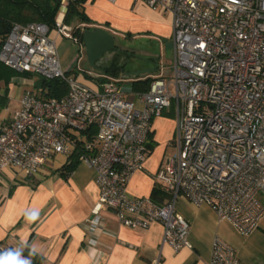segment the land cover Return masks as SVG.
I'll return each instance as SVG.
<instances>
[{
  "label": "built area",
  "instance_id": "obj_1",
  "mask_svg": "<svg viewBox=\"0 0 264 264\" xmlns=\"http://www.w3.org/2000/svg\"><path fill=\"white\" fill-rule=\"evenodd\" d=\"M73 1L60 0L52 29L15 23L1 46L3 64L59 78L67 91L21 96L20 108L0 126V173L11 169L27 182L49 158L77 150L99 189L91 228L103 222L101 210H110L129 228L161 223L162 243L174 251L191 247L190 223L175 208L184 198L250 233L264 215V0H138L171 14L174 53L167 74L134 99L115 80L97 81L93 70L84 72L95 82L88 86L62 67L50 32L78 41L63 21ZM166 109L175 118L174 152L154 173L163 198L131 196L126 186L144 168L152 121ZM0 250L18 255L13 246ZM209 264L244 263L215 236Z\"/></svg>",
  "mask_w": 264,
  "mask_h": 264
},
{
  "label": "crops",
  "instance_id": "obj_2",
  "mask_svg": "<svg viewBox=\"0 0 264 264\" xmlns=\"http://www.w3.org/2000/svg\"><path fill=\"white\" fill-rule=\"evenodd\" d=\"M83 8L87 21L78 23L79 29H104L113 37L116 50L107 61L98 62L93 68L85 50L81 51L83 43L51 31L62 67L88 86L95 82L84 72L102 71L124 88L129 99H134L138 92L132 90V82L158 76L167 43L173 60L171 14L138 0H86ZM118 39L151 41L158 46V52L139 48L137 52L120 46ZM128 52L145 56L142 60L146 66L126 70L122 56ZM110 65L119 68L116 75L103 71ZM18 73L11 77L5 95L3 83L0 85V126L20 108L25 92L34 89L36 94L40 90V76ZM174 133L175 118L172 109H166L152 121L147 160L144 168L130 178L126 186L129 195L151 196L155 189H161L154 173L168 158L167 150L174 149ZM68 157L49 158L28 182L22 181L21 174L14 178L11 169L0 173V246L18 250L15 264L27 261L24 250L42 256L44 264H209L215 236L228 244L244 264H264V215L256 228L241 235L209 206L195 205L184 198H178L175 208L190 223L191 247L174 251L162 243L161 223H152L145 229L129 228L121 225L110 210H101L103 222L99 228H91L89 221L99 194L95 171L78 163L65 174L63 166Z\"/></svg>",
  "mask_w": 264,
  "mask_h": 264
},
{
  "label": "trees",
  "instance_id": "obj_3",
  "mask_svg": "<svg viewBox=\"0 0 264 264\" xmlns=\"http://www.w3.org/2000/svg\"><path fill=\"white\" fill-rule=\"evenodd\" d=\"M85 1L86 0H75L70 2L63 18L65 24L72 26V34L77 35L78 42L80 43H82V31L77 25L80 22L87 21L83 8ZM59 6L60 0H0V49L11 27L15 23L26 24L29 22H41L52 29L55 26ZM103 69L105 72L116 75L119 68H113L112 65H110ZM17 74L20 73L14 71L0 61V85L3 83L4 95L8 89L7 85L11 77ZM22 74L27 76L33 75L28 72H23ZM151 80V77L134 80L132 82V90L136 92L146 91L149 88ZM38 88H40V90L35 95L40 99L60 97L67 91L65 81L59 78L46 79L39 77V87H37V89ZM86 137L89 138V136ZM78 155L79 152L77 150H74L69 155L67 162L63 166L65 174L70 173L79 163ZM34 183L35 182L32 181V184ZM160 190L158 188L155 189L151 197L157 201H161L163 193ZM158 191H160L159 195H156ZM24 255L27 261L23 264H44L42 256L33 251L24 250ZM15 260L16 257L3 256L0 250V264H15Z\"/></svg>",
  "mask_w": 264,
  "mask_h": 264
},
{
  "label": "rangeland",
  "instance_id": "obj_4",
  "mask_svg": "<svg viewBox=\"0 0 264 264\" xmlns=\"http://www.w3.org/2000/svg\"><path fill=\"white\" fill-rule=\"evenodd\" d=\"M70 42H72L70 40ZM120 46L127 47V48H134L138 52V48L142 50H150V51H155L158 52V46L154 44V42L151 41H142V40H130V39H118L116 41ZM171 46L168 45L165 46V51L163 52L162 60L160 62V74L166 75L167 74V69L171 67L172 63V50L170 48ZM84 48H81V51H83ZM77 52V51H76ZM122 63L124 64L126 70L131 69V67H135L138 69H141V66H146V63H144L145 56L141 54H137L135 52V56L132 55V53H125L123 56ZM97 77L100 79H109L112 80V78L108 77L107 75L104 74L102 71H96ZM32 89V88H31ZM32 93H35V90L32 89ZM174 149L169 148L166 152V157H169L173 154Z\"/></svg>",
  "mask_w": 264,
  "mask_h": 264
},
{
  "label": "water",
  "instance_id": "obj_5",
  "mask_svg": "<svg viewBox=\"0 0 264 264\" xmlns=\"http://www.w3.org/2000/svg\"><path fill=\"white\" fill-rule=\"evenodd\" d=\"M82 43L87 62L93 68H96L98 62L107 61L110 54L116 50L113 37L101 28L84 29Z\"/></svg>",
  "mask_w": 264,
  "mask_h": 264
},
{
  "label": "flooded vegetation",
  "instance_id": "obj_6",
  "mask_svg": "<svg viewBox=\"0 0 264 264\" xmlns=\"http://www.w3.org/2000/svg\"><path fill=\"white\" fill-rule=\"evenodd\" d=\"M112 53L110 54V57H111Z\"/></svg>",
  "mask_w": 264,
  "mask_h": 264
}]
</instances>
